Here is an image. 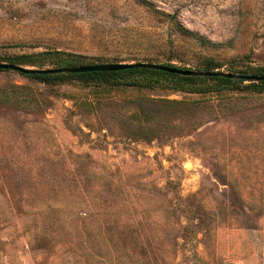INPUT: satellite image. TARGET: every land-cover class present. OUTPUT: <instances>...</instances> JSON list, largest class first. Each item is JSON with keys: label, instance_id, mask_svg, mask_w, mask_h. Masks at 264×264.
I'll list each match as a JSON object with an SVG mask.
<instances>
[{"label": "rangeland", "instance_id": "1", "mask_svg": "<svg viewBox=\"0 0 264 264\" xmlns=\"http://www.w3.org/2000/svg\"><path fill=\"white\" fill-rule=\"evenodd\" d=\"M54 50L236 74L264 0H0V57ZM125 81L0 71V264H264V90Z\"/></svg>", "mask_w": 264, "mask_h": 264}, {"label": "trees", "instance_id": "2", "mask_svg": "<svg viewBox=\"0 0 264 264\" xmlns=\"http://www.w3.org/2000/svg\"><path fill=\"white\" fill-rule=\"evenodd\" d=\"M180 31L187 35V37L197 40L201 43L205 41L196 37L194 34H191L187 31L180 29ZM87 60L84 56L74 55L70 53H65L62 51H42L31 54H20L12 56H2L0 57V63H11L14 65H19L23 67H32V68H44L45 66L51 68L58 67H76L83 65H93L87 64ZM171 60H168L162 64L167 67L186 70L185 67H179L171 63ZM113 63H119L115 61ZM103 64V63H101ZM201 68L197 69L200 71H219L220 64L213 60L210 57H203L201 61ZM189 70V69H187ZM7 71V70H0ZM231 73V72H225ZM238 75H256L264 76V66L261 67H248L242 71L236 72ZM21 75V74H19ZM28 76L39 83L49 84L62 82L63 80L76 79L81 82L88 81H97L101 83H108L118 80H127L128 86L139 88V89H153L156 84L159 82H172L174 86H178V89H186L189 92H198L202 89L196 85L199 82L203 81H215L223 85H229L233 83H242L243 81L226 79L220 77H184L176 74H169L161 71L148 70V69H129L123 71H113V72H89V73H76V74H52V75H22ZM247 87L254 88L255 90L262 91L264 90V82H249Z\"/></svg>", "mask_w": 264, "mask_h": 264}, {"label": "water", "instance_id": "3", "mask_svg": "<svg viewBox=\"0 0 264 264\" xmlns=\"http://www.w3.org/2000/svg\"><path fill=\"white\" fill-rule=\"evenodd\" d=\"M129 69H148L161 71L169 74H176L184 77H220L226 79L240 80L243 82H264V76L256 75H238L233 73H224L220 71H200V70H182L167 67L162 64L133 62V63H105L83 65L76 67H58V68H32L14 65L11 63H0V70H7L21 75H52V74H76L89 72H113Z\"/></svg>", "mask_w": 264, "mask_h": 264}, {"label": "built area", "instance_id": "4", "mask_svg": "<svg viewBox=\"0 0 264 264\" xmlns=\"http://www.w3.org/2000/svg\"><path fill=\"white\" fill-rule=\"evenodd\" d=\"M228 264H240V263H234V262H232V263H228Z\"/></svg>", "mask_w": 264, "mask_h": 264}]
</instances>
